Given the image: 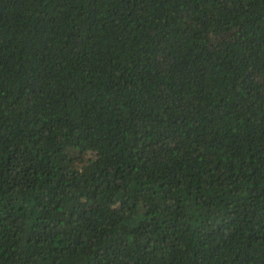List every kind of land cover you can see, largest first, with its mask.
<instances>
[{
	"label": "trees",
	"instance_id": "obj_1",
	"mask_svg": "<svg viewBox=\"0 0 264 264\" xmlns=\"http://www.w3.org/2000/svg\"><path fill=\"white\" fill-rule=\"evenodd\" d=\"M0 264H264V0H0Z\"/></svg>",
	"mask_w": 264,
	"mask_h": 264
}]
</instances>
